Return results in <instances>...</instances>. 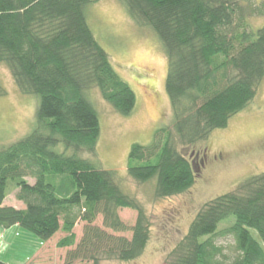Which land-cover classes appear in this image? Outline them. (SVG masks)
<instances>
[{
  "label": "trees",
  "instance_id": "obj_1",
  "mask_svg": "<svg viewBox=\"0 0 264 264\" xmlns=\"http://www.w3.org/2000/svg\"><path fill=\"white\" fill-rule=\"evenodd\" d=\"M118 1L163 47L173 115L171 125L157 129L149 145H131L127 173L138 182L154 179L158 197L179 194L193 184L195 166L178 146L205 141L256 95L264 76V25L248 29V20L264 14V2ZM91 2L0 0V63L22 94L38 98L34 128L0 146V233L18 225L46 241L61 230L66 236L57 245L70 246L80 218L86 233L77 252L85 255L105 237V259L129 261L147 246L149 223L121 190L114 171L96 168L89 157L80 156L94 153L100 133L88 90L97 88L124 116L136 104L134 91L116 73L87 24L85 9ZM14 191L24 208L4 204ZM125 207L138 211L130 239L106 236L90 226L100 213L105 227L127 230L117 214ZM226 235L238 252L227 264H264V172L206 203L169 253L168 264H224L215 240ZM88 257L99 264L95 255Z\"/></svg>",
  "mask_w": 264,
  "mask_h": 264
},
{
  "label": "rangeland",
  "instance_id": "obj_2",
  "mask_svg": "<svg viewBox=\"0 0 264 264\" xmlns=\"http://www.w3.org/2000/svg\"><path fill=\"white\" fill-rule=\"evenodd\" d=\"M85 15L95 40L109 55L116 73L134 91L136 104L132 113L124 116L102 98L97 88L88 90L86 95L96 110L100 133L94 153L84 152L80 156L89 157L96 168L114 171L121 190L134 199L149 223L148 244L133 260H108L105 259L107 244L104 237L83 255L76 249L85 239L86 222L78 218L72 230L74 244L70 246L57 245L66 236L61 230L50 239L41 241L18 225L3 229L0 258L14 264H22L31 255L33 264H95L88 257L91 253L99 259V264H168L169 253L206 203L233 190L244 179L264 172V76L255 97L230 117L226 127L213 130L205 141L191 147L178 146L190 162L196 153L201 157L206 151V162L198 171L195 168V179L188 190L158 197L155 180L136 181L127 173V164L132 144L149 145L156 130L170 126L173 120L165 90L167 59L163 47L152 30L137 24L118 0H92ZM262 25L264 14L248 20V29L255 30ZM0 86L4 90L0 95V146H7L34 128L38 98L22 94L3 63H0ZM26 179L34 181L30 177ZM4 204L24 208V204L15 198V191L5 198ZM117 214L127 230L116 232L105 227L100 213L90 226L106 236L130 239V229L136 222L138 211L125 207L118 208ZM229 222H222L220 228ZM6 239L10 240V246ZM215 243L220 246V260L224 264L238 254L230 235L217 236Z\"/></svg>",
  "mask_w": 264,
  "mask_h": 264
},
{
  "label": "flooded vegetation",
  "instance_id": "obj_3",
  "mask_svg": "<svg viewBox=\"0 0 264 264\" xmlns=\"http://www.w3.org/2000/svg\"><path fill=\"white\" fill-rule=\"evenodd\" d=\"M193 154H191L192 157ZM207 159V153L206 151L202 152L201 157L199 156V153H196L194 157L192 158V164L197 168V171L200 169V167H203Z\"/></svg>",
  "mask_w": 264,
  "mask_h": 264
},
{
  "label": "crops",
  "instance_id": "obj_4",
  "mask_svg": "<svg viewBox=\"0 0 264 264\" xmlns=\"http://www.w3.org/2000/svg\"><path fill=\"white\" fill-rule=\"evenodd\" d=\"M2 240L3 239H0V242H2ZM6 244L8 245V246H10V240L9 239H6ZM15 244H16V242H15ZM10 250H12L11 249V247H10ZM34 252H32V254H33ZM32 256L33 255H31L30 257L29 256H27L26 257V259H25V261L22 263V264H33V261H31L32 260ZM0 260L1 261H3V262H5L6 264H14L13 262H11V261H9V260H4L3 258H0ZM29 260V261H28Z\"/></svg>",
  "mask_w": 264,
  "mask_h": 264
}]
</instances>
